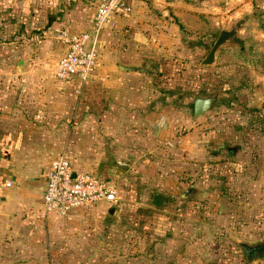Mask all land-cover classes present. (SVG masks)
<instances>
[{
    "label": "rangeland",
    "instance_id": "1",
    "mask_svg": "<svg viewBox=\"0 0 264 264\" xmlns=\"http://www.w3.org/2000/svg\"><path fill=\"white\" fill-rule=\"evenodd\" d=\"M179 3L188 14L163 66L168 75L157 78L165 91L150 78L151 91L160 94L151 92V100L166 107L164 139L153 145H160L152 158L157 172L143 173V180L135 175L136 182L129 166L149 160V153L117 157L121 170L106 173L118 189L115 203L86 205L65 218L8 223L18 235L3 240L0 264H264V251L247 261L235 242L264 241V0ZM231 26L236 38L218 49L213 64L201 65L220 28ZM213 94V108L193 118L192 99ZM192 127L198 128L199 158H181L186 149L175 139ZM213 151L215 161L206 159ZM226 158L236 169L227 175L220 164ZM189 185L196 192L181 198ZM150 244L170 251L164 257Z\"/></svg>",
    "mask_w": 264,
    "mask_h": 264
},
{
    "label": "crops",
    "instance_id": "2",
    "mask_svg": "<svg viewBox=\"0 0 264 264\" xmlns=\"http://www.w3.org/2000/svg\"><path fill=\"white\" fill-rule=\"evenodd\" d=\"M180 1L127 0L129 11L114 16L100 31L96 66L80 84L76 78L58 81L52 75L65 52L55 31L90 32L97 1L0 0L2 249L6 247L3 240L18 235L16 229H8V223L42 216L44 174L61 147L73 169L98 174L108 182V171L121 170L117 157L141 152L149 153L150 159L129 166L132 179L137 182V178L143 180V173L157 172L152 158L164 139L166 116L161 113L166 107L161 100H151L150 78L158 76L161 64L156 61L175 52L181 37V21L188 13L178 9L183 5ZM260 85L263 88L264 82ZM153 92L160 95L159 90ZM197 131L192 127L177 135L179 149H186L179 151L181 158L184 154L199 158ZM137 140L143 142V149L137 148L141 145ZM155 141H159L156 148ZM223 146L232 157L230 146ZM208 155L206 159L214 160L219 153ZM162 234L158 235L163 240ZM147 235L151 243L155 235L150 231ZM162 246L148 247L165 257L170 250Z\"/></svg>",
    "mask_w": 264,
    "mask_h": 264
},
{
    "label": "built area",
    "instance_id": "3",
    "mask_svg": "<svg viewBox=\"0 0 264 264\" xmlns=\"http://www.w3.org/2000/svg\"><path fill=\"white\" fill-rule=\"evenodd\" d=\"M129 11L127 0H99L92 16L90 32L55 31V39L65 46V52L55 63L52 75L58 81L76 78L80 84L92 74L98 54L100 31L116 15ZM41 196V215L64 217L86 205L112 203L115 188L98 174L73 169L64 150L49 164ZM9 186V182H6Z\"/></svg>",
    "mask_w": 264,
    "mask_h": 264
},
{
    "label": "water",
    "instance_id": "4",
    "mask_svg": "<svg viewBox=\"0 0 264 264\" xmlns=\"http://www.w3.org/2000/svg\"><path fill=\"white\" fill-rule=\"evenodd\" d=\"M99 1V0H95ZM238 33V29L235 26H231L229 28H220L219 33L216 39L213 41L209 51L205 54V56L200 60L201 65H211L214 63L216 58V53L218 49L226 44L232 43L233 39L236 38ZM216 94L207 95V96H195L192 99V117L196 118L198 116H202L205 112L211 110L213 108L214 103L216 102ZM194 186L190 185L187 190L181 195V198H186L188 194L194 193ZM236 244L241 246L242 248L255 249V251L260 254L264 251V242L258 243V247L256 244H248L245 241H235ZM250 261V257H247Z\"/></svg>",
    "mask_w": 264,
    "mask_h": 264
},
{
    "label": "trees",
    "instance_id": "5",
    "mask_svg": "<svg viewBox=\"0 0 264 264\" xmlns=\"http://www.w3.org/2000/svg\"><path fill=\"white\" fill-rule=\"evenodd\" d=\"M160 62V64H161V66H160V70H159V72H158V76L156 77H154V78H156L155 80H154V82L156 83V87L157 88H159V90L160 91H165L164 89H162L161 88V85L159 84V83H157V78H158V80L159 79H161L162 77H164V76H166V75H168V74H166L167 73V69H164L163 68V66L167 63V58H161V59H158L157 61H156V64H158ZM161 81V80H160ZM191 108H192V102H191ZM221 164V168L223 169V173L225 174V175H227V174H229L230 173V171H231V167L234 169V170H236L233 166H234V164L232 163V162H230V161H227V162H222V163H220ZM214 166L216 165V164H213ZM116 195H117V193H118V189L116 188ZM69 214V213H68ZM67 214V215H68ZM66 215V216H67ZM66 216H64V217H66ZM60 218H63V217H60Z\"/></svg>",
    "mask_w": 264,
    "mask_h": 264
},
{
    "label": "flooded vegetation",
    "instance_id": "6",
    "mask_svg": "<svg viewBox=\"0 0 264 264\" xmlns=\"http://www.w3.org/2000/svg\"><path fill=\"white\" fill-rule=\"evenodd\" d=\"M190 186V185H189ZM189 186H188V188H189ZM187 188V189H188ZM187 189H185V190H187ZM185 190H183V193H184V191ZM193 190H194V188H193ZM195 191V190H194ZM192 194L193 193H191V194H188V196L186 197V198H184V199H188V198H191L192 197ZM264 242V241H263ZM260 243V242H259ZM257 245V247H258V243L256 244ZM243 250V253H244V258H246V260L247 261H249V259L247 258L248 256L251 258L250 260H252L253 258H257L258 257V253L255 251V249H248V250H246V249H242ZM261 254V253H260Z\"/></svg>",
    "mask_w": 264,
    "mask_h": 264
}]
</instances>
